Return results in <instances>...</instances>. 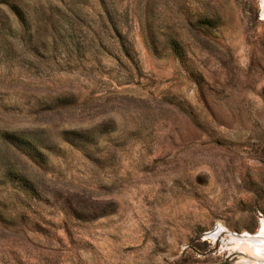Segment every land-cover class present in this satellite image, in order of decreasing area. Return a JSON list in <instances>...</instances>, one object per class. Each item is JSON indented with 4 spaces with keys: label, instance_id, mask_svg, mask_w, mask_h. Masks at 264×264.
I'll list each match as a JSON object with an SVG mask.
<instances>
[{
    "label": "rangeland",
    "instance_id": "obj_1",
    "mask_svg": "<svg viewBox=\"0 0 264 264\" xmlns=\"http://www.w3.org/2000/svg\"><path fill=\"white\" fill-rule=\"evenodd\" d=\"M264 0H0V264L264 262Z\"/></svg>",
    "mask_w": 264,
    "mask_h": 264
},
{
    "label": "bare ground",
    "instance_id": "obj_2",
    "mask_svg": "<svg viewBox=\"0 0 264 264\" xmlns=\"http://www.w3.org/2000/svg\"><path fill=\"white\" fill-rule=\"evenodd\" d=\"M230 240V243L233 244L234 248L249 249L250 252L256 256H264V221L262 220L257 238H247L244 236L243 238H231ZM244 264H264V262L256 261L252 263L247 260L244 261Z\"/></svg>",
    "mask_w": 264,
    "mask_h": 264
}]
</instances>
